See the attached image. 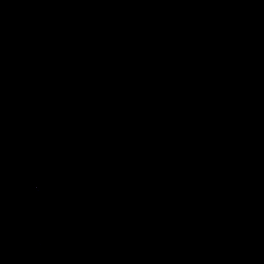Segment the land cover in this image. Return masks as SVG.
<instances>
[{
	"label": "water",
	"instance_id": "95a60500",
	"mask_svg": "<svg viewBox=\"0 0 264 264\" xmlns=\"http://www.w3.org/2000/svg\"><path fill=\"white\" fill-rule=\"evenodd\" d=\"M0 264H264V0H0Z\"/></svg>",
	"mask_w": 264,
	"mask_h": 264
}]
</instances>
